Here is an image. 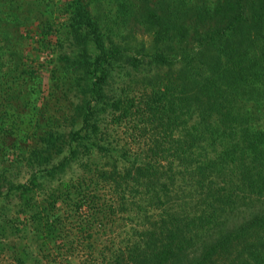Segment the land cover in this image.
Segmentation results:
<instances>
[{"label":"trees","instance_id":"16d2710c","mask_svg":"<svg viewBox=\"0 0 264 264\" xmlns=\"http://www.w3.org/2000/svg\"><path fill=\"white\" fill-rule=\"evenodd\" d=\"M11 1L0 10V264H264V0H108L99 13L71 0L56 5L61 30L48 0L28 25ZM139 56L152 65L138 94L109 92L115 64ZM47 66L79 89L67 131L27 98L40 99L29 81ZM22 106L35 114L28 143L11 136ZM121 125L129 139L110 134ZM70 159L81 171L36 196ZM21 163L22 179L10 171ZM130 210L143 215L126 236Z\"/></svg>","mask_w":264,"mask_h":264},{"label":"rangeland","instance_id":"374dc122","mask_svg":"<svg viewBox=\"0 0 264 264\" xmlns=\"http://www.w3.org/2000/svg\"><path fill=\"white\" fill-rule=\"evenodd\" d=\"M48 1H49L50 8L47 10L50 11V13L49 12L47 13V11H43V15L47 18H51V20L53 21L52 23H54V26L58 27L61 30L62 28L60 27L61 26L60 22H62L65 19V15L60 11V9L59 11L56 10L57 7L59 8V6L56 7V5H59L62 2L70 3L71 0H48ZM107 1L108 0H90L88 4L91 6L92 9H94L95 12L99 13L100 11H105V9L107 10L109 9V7L111 6V3ZM11 2L12 4H14V7L18 5V11H19L18 15L19 17H21V19H22V15L24 17L25 16L27 17V20L25 22V24L27 25L29 23L32 24V22L34 23L36 22L34 20V15L37 14L36 12H38L37 8H42V9L44 8L43 0H12ZM6 8L7 6L5 5L4 0H0V10H5ZM56 11H58L59 13H56ZM120 26L122 27L123 25H120ZM130 26L133 27V33L136 38L134 42L138 43V41L141 40V46H143L141 48H144L145 50L146 48L150 49L149 46L153 44H150L149 35L145 31H140V29L137 26H134V25H130ZM18 28L22 30V28H24V25L20 23L18 25ZM122 31L124 30L122 29ZM136 46L138 47L139 45H135L134 49L137 48ZM87 50L90 55H93L96 52L94 46L90 42L87 45ZM48 52L49 50L47 49V56H48ZM138 58H140L141 60L139 61V64L136 65V67L134 66L131 67L130 64L128 65L125 57L124 59H121L117 63V65L115 64L116 67L114 68L112 77L107 85L109 92L118 93L119 91H121L122 94L125 93L127 95L138 94V92L140 91L139 82L141 78L139 74L140 72L138 71L141 68L147 69L148 66L152 65V63L149 62V58L147 56H139ZM117 68L119 69L116 70ZM49 69H50L49 66H47L46 68L44 67L43 69H41L42 71H41V75L39 76V78L29 81V83L33 84L34 90L37 87L40 89V95H39L40 99L36 97L37 93L35 91H29L27 98L29 101H34V104L36 106H38L40 102L46 103V104L48 103L47 105L49 107V112L51 113L55 112V115H56L55 117H58V120H59V124L57 125L58 127L50 128V129H55L54 131H62V130L67 131L69 127L72 126V124H69V122L65 120V116L67 114H70V107L73 105L72 103L78 100L77 96L79 94V89L75 85L76 83L75 78L69 79L70 84H68L67 81H65V78L68 76L62 77L63 82H61V78H60V81L55 80L54 77L50 75ZM57 81L58 83H56ZM32 84L29 86H32ZM23 98H26V97H23L22 95H20L21 100L19 101V104H22L21 101ZM61 112H63L62 115H61ZM34 116H35L34 111L31 110L30 106H22V109H19L18 114L13 113V116L10 117L13 120L8 119L9 122L13 121V124H14V127H12L11 136L16 137L17 139L20 140V142L21 141L27 142V143L32 142L34 140L33 137L36 136L37 134L33 129ZM120 128L121 129L117 128L116 132H111L110 134L113 137H117L121 140L129 139L130 137L128 134L129 130H127L124 125H121ZM122 128L125 131H123ZM38 130L40 131L39 134L43 132V129H38ZM125 134H128V137H125L126 136ZM113 137H109V138L113 140L112 139ZM39 141L40 143L42 142L41 140H38V144H39ZM134 147L136 148L135 145H132L131 150H133ZM58 156L59 155L55 154L51 158L55 157L58 159ZM57 159H55L54 162ZM104 160L106 159L103 158V161ZM26 170H27V167H25L22 163L20 164V166L10 168V171L14 173L15 176L20 177L21 179H22V176L26 174L27 172ZM56 170H57L56 173L52 174V176L41 178L43 186L39 188L38 193H36V196L42 195L43 192L48 187L56 185V183L60 179L73 177L74 175H76L77 173L81 171V168H80V165L77 163V160L70 159L67 161L65 166H63L62 168L56 169ZM134 195L135 197H137L139 194L134 193ZM10 201L14 203L17 201V199L16 197L11 196ZM148 212L151 213V212H154V210H150ZM131 213H133L135 218L134 217L131 218V215L129 216V218H127L126 217L127 212L123 213L122 217L120 218L121 222H123V230L126 231V236H132L131 234L132 227L139 228V226H135L133 223L135 220L136 222H138L143 215L141 211H131ZM237 218L238 217H235L233 219L229 218L228 224H232L233 222H236ZM114 232H117V230L114 229ZM1 261H2V258L0 256V262Z\"/></svg>","mask_w":264,"mask_h":264}]
</instances>
